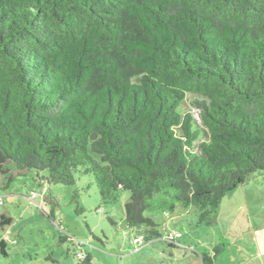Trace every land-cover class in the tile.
I'll use <instances>...</instances> for the list:
<instances>
[{"label":"trees","instance_id":"16d2710c","mask_svg":"<svg viewBox=\"0 0 264 264\" xmlns=\"http://www.w3.org/2000/svg\"><path fill=\"white\" fill-rule=\"evenodd\" d=\"M188 94L201 130L180 113ZM32 172L88 177L104 205L128 192L145 243L161 238L154 213L212 225L264 172V0H0V174Z\"/></svg>","mask_w":264,"mask_h":264},{"label":"rangeland","instance_id":"374dc122","mask_svg":"<svg viewBox=\"0 0 264 264\" xmlns=\"http://www.w3.org/2000/svg\"><path fill=\"white\" fill-rule=\"evenodd\" d=\"M195 100L200 98L188 94L180 113H190L201 130ZM8 178L0 174V215L11 217L13 223L0 229L7 253L0 254V264H81L86 256L89 264H200V256L212 254L218 246L223 252L217 264H225L235 250L229 246L234 240L230 236L245 233L249 223L264 224V172L226 195L210 226L198 225V214L191 208L178 207L173 215L154 213L161 238L147 243L125 223L128 192H122L116 204L104 205L88 177L77 178L73 187L47 185L35 172L12 182ZM169 234H175L172 240Z\"/></svg>","mask_w":264,"mask_h":264},{"label":"crops","instance_id":"0c3cea01","mask_svg":"<svg viewBox=\"0 0 264 264\" xmlns=\"http://www.w3.org/2000/svg\"><path fill=\"white\" fill-rule=\"evenodd\" d=\"M238 213L242 214L243 210L239 211ZM237 225L238 222L234 219L231 223V226L235 227ZM244 227L246 226L244 225ZM240 228H242V226ZM239 234L237 233L233 236H230L232 239L234 238V240L232 241L233 245L229 244V246H235V250L233 252L234 255H228V262L226 261L227 263L225 264H264L263 222L258 225H256L254 222L249 223L245 233L242 231L239 232ZM240 236L244 237V240ZM243 241H245V243H241V246H239L238 243ZM218 264H221L220 260Z\"/></svg>","mask_w":264,"mask_h":264},{"label":"built area","instance_id":"2783aa9c","mask_svg":"<svg viewBox=\"0 0 264 264\" xmlns=\"http://www.w3.org/2000/svg\"><path fill=\"white\" fill-rule=\"evenodd\" d=\"M174 235H175V234H169V235L167 236V238H168L169 240H172Z\"/></svg>","mask_w":264,"mask_h":264}]
</instances>
